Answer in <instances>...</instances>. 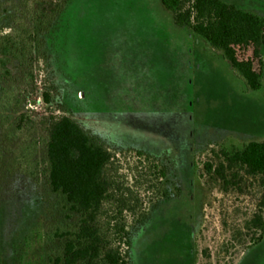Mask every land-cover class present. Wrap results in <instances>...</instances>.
Here are the masks:
<instances>
[{"label": "rangeland", "instance_id": "374dc122", "mask_svg": "<svg viewBox=\"0 0 264 264\" xmlns=\"http://www.w3.org/2000/svg\"><path fill=\"white\" fill-rule=\"evenodd\" d=\"M36 1L0 0V36H38L0 82V264H52L65 238L46 233L77 224L46 176L52 114L114 152L104 206L122 211L129 264H264V234L252 245L246 227L264 201V177L225 158L264 140V83L247 90L160 0H67L44 24ZM223 1L264 17V0ZM151 161L166 166L167 199Z\"/></svg>", "mask_w": 264, "mask_h": 264}, {"label": "trees", "instance_id": "16d2710c", "mask_svg": "<svg viewBox=\"0 0 264 264\" xmlns=\"http://www.w3.org/2000/svg\"><path fill=\"white\" fill-rule=\"evenodd\" d=\"M173 13L174 23L188 27L201 36L221 56L247 90H259L264 83V17L243 10L223 0H160ZM67 0H38L33 13L37 22H52ZM28 40L36 34L24 32L0 36V82L11 74L8 63L23 55ZM26 42V43H25ZM31 57V56H30ZM26 71V70H25ZM33 80L32 70L24 75ZM45 103L48 92L41 93ZM46 176L52 190L66 198L70 211L79 215L74 229L54 227L47 240L65 238L61 253L52 264H129V233L121 209L108 210L110 182L105 175L114 152L96 135L84 129L66 114H52L46 125ZM141 155V151H136ZM144 158L149 160L148 155ZM230 164L243 167L249 174L264 177V140H250L225 155ZM209 168V164L206 163ZM153 177L161 176V199L168 198L165 188L167 169L159 161H151ZM264 201L247 221L254 229L251 243L261 241L264 234ZM124 247V248H123Z\"/></svg>", "mask_w": 264, "mask_h": 264}]
</instances>
